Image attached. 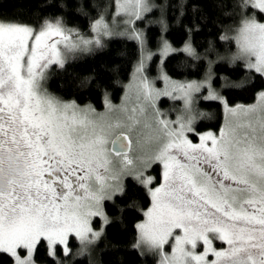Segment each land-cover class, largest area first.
Masks as SVG:
<instances>
[{"label": "snow or ice", "instance_id": "obj_1", "mask_svg": "<svg viewBox=\"0 0 264 264\" xmlns=\"http://www.w3.org/2000/svg\"><path fill=\"white\" fill-rule=\"evenodd\" d=\"M211 2L228 15L225 0ZM189 3L108 0L101 6L93 0L97 17L89 26L91 38L68 27L62 15L41 14L37 25L0 18V264H41L42 250L46 264L84 257L109 225L122 222L126 208L143 214L132 247L158 256L157 264H264V89L255 104L232 106L213 87L214 65L225 60L230 66L242 62L264 80V22L258 19L264 0H231L232 9L240 10L239 23L229 29L234 35L226 31L219 37L235 42L228 57L212 41L203 53L194 47L193 35L201 31L197 5L185 25L183 46L172 47L166 37L168 10L180 24ZM157 10L159 17L146 27L159 26L161 56L181 52L205 62L202 79L175 81L161 70L165 88L157 89L148 78L150 40L135 25ZM77 11L83 13L82 4ZM121 23L125 31H114ZM117 34L135 40L140 53L130 85L137 103L125 109V119H110L49 91L53 66L63 69L75 53L101 48L102 38ZM220 79L221 87L242 88L251 77L238 84ZM160 97L182 101L176 119L156 107ZM198 99L222 105L225 119L218 132L198 129L199 121L211 118L195 107ZM105 105L112 110L107 95ZM154 166L158 175L150 173ZM141 192L150 201L146 210L136 200ZM117 197L126 208L117 206ZM105 202H111L115 217ZM72 237L78 243L75 254Z\"/></svg>", "mask_w": 264, "mask_h": 264}, {"label": "trees", "instance_id": "obj_2", "mask_svg": "<svg viewBox=\"0 0 264 264\" xmlns=\"http://www.w3.org/2000/svg\"><path fill=\"white\" fill-rule=\"evenodd\" d=\"M67 4V8L61 9L59 4ZM93 0H0V18L4 20L18 19L25 23L37 25L41 14L44 16L62 15L65 23L70 28L78 29L81 34H87L90 23L97 17V12L92 9ZM101 6L106 5L108 0H95ZM158 3L163 0H157ZM228 4V15L216 7L211 0H190L188 15L183 19V23L178 24L174 17L172 8L168 10L169 29L166 37L172 46L182 47L187 39L185 25L193 20L191 11L193 5H197L201 11L195 16V20L200 24L201 31L194 33L193 45L201 53L212 41L216 50L221 56L228 57L235 51V43L232 39L221 41V34L226 31L230 36L229 29L234 28L239 23L240 10H233L231 0H225ZM49 5L42 8L43 5ZM83 5V13L77 11L78 6ZM252 14V10H248ZM154 18H158L156 11L151 13ZM264 16L258 15V19ZM206 18V19H205ZM149 37V48L153 49L160 38V28L158 25H150L145 28ZM179 48V49H180ZM138 43L132 39L124 37H113L105 40L103 47L86 53L79 54L68 61L63 69L53 66L48 81V89L53 94L68 101H75L78 105H90L95 110L103 108L105 95L111 102H118L123 93L124 83L128 80L135 62L139 57ZM215 59V56H213ZM158 64L156 55L149 61V70L154 74V67ZM161 69L174 80H199L206 72V63L191 60L181 52H175L165 56ZM221 77L227 78L229 84H238L246 77H251L246 86L242 88L221 87L223 81ZM213 87L218 88L221 94L227 99L229 105L251 104L259 91L264 89V80L256 77L254 73H248L242 62L229 65L227 60L214 65ZM195 107L201 111L211 114L210 119L198 122V129L201 132L211 130L217 132L224 119L222 105L218 102L203 101L198 99ZM195 141V138H193ZM153 175H158L159 167L154 166L151 170ZM131 183L129 179L127 181ZM131 198V193H130ZM140 208L146 210L150 201L146 194L141 192L136 197ZM106 211L110 216L117 215L111 202H105ZM117 206L126 208V203L117 197ZM143 218V214L138 209H127L123 213L122 222L116 221L106 228L105 234L95 248L84 257L73 255L67 264H156V257L153 254L141 255L139 250L132 245L136 240L135 225ZM93 226L98 228L100 220L95 218ZM70 247L73 254L78 249L75 238H70ZM38 259L42 264H46V257L43 250Z\"/></svg>", "mask_w": 264, "mask_h": 264}, {"label": "rangeland", "instance_id": "obj_3", "mask_svg": "<svg viewBox=\"0 0 264 264\" xmlns=\"http://www.w3.org/2000/svg\"><path fill=\"white\" fill-rule=\"evenodd\" d=\"M156 12H157V14L159 16V11L157 10ZM107 19H108L109 23H111V15L110 14L107 17ZM154 19H156V18H154L153 15H151V13H150L145 21H142V22L141 21H138L135 26L138 29H144L145 30L146 25H148V20H154ZM260 21L261 22H264V17L262 19H260ZM114 31H116V32H123V31H125V27L121 23V24H119V25H117V26L114 27ZM82 35L85 36V37H87V38H91L93 34H92L91 30L89 29V31L87 32V34H85V35L82 34ZM232 35H234L233 32L230 33V37ZM113 37H124V38H128L127 35H118V34L117 35H113L110 38H113ZM107 39H109V38H102V42L104 43L105 40H107ZM128 39H130V38H128ZM158 41H159V39H158ZM158 41H157V43H156V45H155V47L153 49L149 48L151 50V52L153 53V56L154 55L157 56V58H158V64H157V66L154 67V69H155L154 70V74H151V72L149 70V61H147V64H148L147 76L153 82V85H154L155 88H157V89H164L165 88V82H164V80H162V79L159 78V72L162 70L161 67H160L161 66V61L165 58V56L162 57L161 54H160V51H159V49L157 47ZM172 47L175 48V49H179L180 48V47H176V46H172ZM96 49H98V48H95V47L92 48V50H96ZM235 51H236V46H235ZM86 52H89V51L77 52V53L74 54V58L76 56H78L79 54L86 53ZM136 64H137V61L135 62V65L133 67V70H132V72H131L128 80L124 83L123 93L121 94L118 102H111V101H109L107 99L108 102L110 103V105L112 106V110H109V109L106 108L105 99H104V101H103V108L100 109V110H96L97 113H106L107 116H108V118H110V119H117V118H119V119H125L126 118L127 112L125 111V109L131 110V108L134 105H136V103H137V101H136V89H135V87H130V85H132L133 82H134V72H135V66H136ZM175 81H188V80H175ZM216 89L218 91H220L218 88H216ZM200 95H206V90L203 91ZM256 97H257V95H256ZM256 102H257V100L255 98V100L251 104H248V105L255 104ZM79 106L83 108V107L89 106V105L86 104V105H79ZM156 107L159 108L161 111L165 112L170 119H173L174 120V119H176L177 115H179V113H180V111H181V109L183 107V103L180 100H172V99H170L168 97H160L159 99L156 100ZM223 111H224V109H223ZM224 119H225V113H224ZM224 119H223V122H224ZM142 131H146V130H142ZM134 138H135V136H134ZM109 148H110V144H109ZM151 170L152 169H150V173L152 174V171ZM95 218H98L100 220L99 217H95ZM95 218H93V220ZM93 220H92V222H93ZM215 246L217 248L225 247L220 242H216V245ZM165 251H167V252L170 253L171 252V247L169 245H166L165 246ZM147 254H150V253H147ZM155 257H156V264H157V261H158L159 257L156 256V255H155Z\"/></svg>", "mask_w": 264, "mask_h": 264}, {"label": "water", "instance_id": "obj_4", "mask_svg": "<svg viewBox=\"0 0 264 264\" xmlns=\"http://www.w3.org/2000/svg\"><path fill=\"white\" fill-rule=\"evenodd\" d=\"M110 147H111V145H110Z\"/></svg>", "mask_w": 264, "mask_h": 264}]
</instances>
